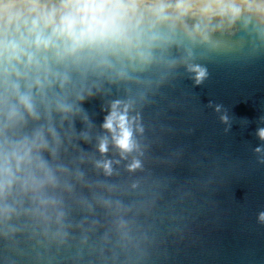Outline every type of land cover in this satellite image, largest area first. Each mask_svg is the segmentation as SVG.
<instances>
[{
    "label": "water",
    "instance_id": "95a60500",
    "mask_svg": "<svg viewBox=\"0 0 264 264\" xmlns=\"http://www.w3.org/2000/svg\"><path fill=\"white\" fill-rule=\"evenodd\" d=\"M222 43L219 53L197 49L209 72L201 85L182 66L158 65L85 99L91 139L79 138L77 116L72 144L56 161L44 153L69 170L46 191L58 206L18 197L11 218L0 217V264H264V151H255L264 149V43L239 27ZM139 93L142 168L121 161L105 176L95 160L119 159L111 146L106 157L96 151L107 107Z\"/></svg>",
    "mask_w": 264,
    "mask_h": 264
},
{
    "label": "clouds",
    "instance_id": "9594fccd",
    "mask_svg": "<svg viewBox=\"0 0 264 264\" xmlns=\"http://www.w3.org/2000/svg\"><path fill=\"white\" fill-rule=\"evenodd\" d=\"M238 27L264 43V0H0V217L11 218L18 197L40 209L58 206L46 191L69 170L53 167L44 153L56 161L65 140L72 144L77 116L86 125L79 138L91 139L82 102L105 83H138V74L163 65L182 66L201 85L209 72L197 49L224 51V35ZM144 99L139 93L109 103L96 151L106 157L111 146L119 159L95 160L105 176L121 161L129 172L142 168L144 128L135 108ZM220 119L228 123L227 115ZM29 123L37 126L24 131ZM257 135L264 141V128ZM257 221L264 225V212Z\"/></svg>",
    "mask_w": 264,
    "mask_h": 264
}]
</instances>
